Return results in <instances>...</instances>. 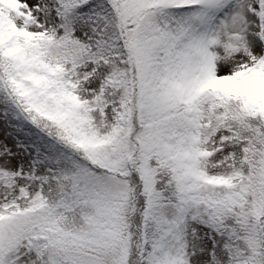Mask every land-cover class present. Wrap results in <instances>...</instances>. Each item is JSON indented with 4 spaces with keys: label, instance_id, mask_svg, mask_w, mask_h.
Segmentation results:
<instances>
[{
    "label": "snow or ice",
    "instance_id": "obj_1",
    "mask_svg": "<svg viewBox=\"0 0 264 264\" xmlns=\"http://www.w3.org/2000/svg\"><path fill=\"white\" fill-rule=\"evenodd\" d=\"M0 264H264V0H0Z\"/></svg>",
    "mask_w": 264,
    "mask_h": 264
}]
</instances>
